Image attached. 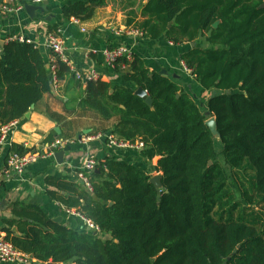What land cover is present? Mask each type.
I'll list each match as a JSON object with an SVG mask.
<instances>
[{"label":"trees","instance_id":"trees-1","mask_svg":"<svg viewBox=\"0 0 264 264\" xmlns=\"http://www.w3.org/2000/svg\"><path fill=\"white\" fill-rule=\"evenodd\" d=\"M103 3L77 1L61 12L85 21ZM263 3L148 0L140 19L130 11L134 18H127V25L143 37L188 44L180 60L210 94L205 102L193 97L135 54L114 65L129 86L100 77L86 80L74 108L112 121L102 133L141 140L139 155L148 170L107 157L97 160V171L85 173L88 185L47 175V195L91 221L97 233L54 221L38 205L17 202L11 210L16 218L5 219L0 228L5 239L41 264H264V211L254 206L264 205ZM57 29L49 26L48 34L58 36ZM46 64L27 39L0 44V127L23 117L50 91L53 77ZM51 64L58 79L76 76L59 57ZM137 86L151 96L153 109L134 94ZM205 111L214 116L219 139L205 125ZM53 141L48 136L43 143ZM31 150L11 144L8 152ZM152 170L162 175L159 192L149 181ZM240 178L246 186L237 183Z\"/></svg>","mask_w":264,"mask_h":264},{"label":"crops","instance_id":"crops-1","mask_svg":"<svg viewBox=\"0 0 264 264\" xmlns=\"http://www.w3.org/2000/svg\"><path fill=\"white\" fill-rule=\"evenodd\" d=\"M77 1L89 0H0V42L4 44L17 37L27 39L39 48L49 64L51 53L47 45L48 27H56L67 64L73 72L78 71L82 75L81 78L68 75L60 78L57 86L53 84L50 91L33 104L31 111L26 112L28 115L25 113L18 119L17 126L9 133L6 145L0 152V175L11 144L34 148L39 152L46 149L44 146L47 144L43 141L48 136L61 140V144L53 150V154L37 159L20 174L12 173L10 177L2 179L0 228L6 226L5 219L14 217L11 211L13 204L23 202L38 205L52 219L60 216L62 223L74 229H87L81 215L74 210L68 211L47 195V175L76 182L80 179L82 164L88 157L96 161L113 157L148 168L149 164L140 157L139 150L111 147L102 138L85 139L98 133L104 134L100 130L109 127L112 121H105L90 110L75 109V101L84 94L86 86L83 76L95 72L98 77L113 85L129 86L113 68L103 62L101 51L105 47L125 46L132 56H139L149 70L159 73L165 70V76L174 79L193 97L196 95L202 98L204 93L210 94L199 86L180 60V53L188 48V44L175 45L163 36L156 39L143 37L131 27L132 24L127 25V18H134L130 11L135 12V20L140 19L139 11L148 0H104L90 19H78L76 23L72 18H65L61 9L63 5ZM27 3L43 6L44 10L28 12L25 8ZM69 108L76 111L70 112ZM59 150L63 151L61 161L54 157V152ZM151 164H155V158ZM150 173L154 175L160 172L152 170ZM0 235H4V232L0 231ZM28 264L41 263L31 259Z\"/></svg>","mask_w":264,"mask_h":264},{"label":"built area","instance_id":"built-area-1","mask_svg":"<svg viewBox=\"0 0 264 264\" xmlns=\"http://www.w3.org/2000/svg\"><path fill=\"white\" fill-rule=\"evenodd\" d=\"M3 8L7 9L6 6ZM74 22H78V19L72 18ZM136 31V30H135ZM138 32V31H136ZM19 39H22L19 37ZM48 48L50 50V63L49 68L51 71V76L53 77V84L57 86L59 79L56 76L55 72V65L51 64L55 61L56 57H59L63 61L67 62L65 55H64V48L62 45L61 39L55 35L54 33L48 34V41H47ZM101 55L103 58V62L108 66L114 69V65L120 58H126L127 60H131V53L130 51L122 45L115 46V47H105L101 51ZM51 64V65H50ZM122 70L126 69V65L122 63L120 65ZM75 75L77 78H81L82 75L78 71H75ZM98 75L95 72H90L87 75L83 76V79H97ZM53 86V85H52ZM18 119L12 120L6 124H3L0 127V152L4 149L7 138L9 133L17 126ZM104 139L106 144L111 147L116 148H128V149H136L140 150L143 148V142L139 139L131 142L128 140H119L111 133H98L92 136H88L85 139ZM61 144V140H54L49 145L44 146L46 149L43 152H39L38 150H31L23 154H18L16 152H8L5 157V166L0 175L1 179L6 177H10V174L16 173L20 174L25 170V168L37 161V159L41 157H45L48 155L53 154V150L58 148ZM97 161L93 157H88L82 164L81 171L79 172L80 179L87 183V176L85 173L91 172L95 169ZM69 211V209H67ZM84 218V217H83ZM85 219V218H84ZM86 226L93 231H98V227L94 225L91 221L85 219ZM32 258L29 254L20 251L14 245L5 239L4 235H0V262H15L17 264H28Z\"/></svg>","mask_w":264,"mask_h":264},{"label":"water","instance_id":"water-1","mask_svg":"<svg viewBox=\"0 0 264 264\" xmlns=\"http://www.w3.org/2000/svg\"><path fill=\"white\" fill-rule=\"evenodd\" d=\"M28 1H31V0H28ZM261 6H264V3L261 5ZM25 8L28 12H31L33 10H37V9H42L41 11L44 10V7L43 6H37V5H34V4H31V3H27L25 4ZM219 23V20H216L214 21V23L212 24V27H217ZM170 25V23H169ZM211 34V30H208L207 31V35H210ZM1 45H3V42H0ZM195 42H191L190 45L191 46H194ZM46 67L48 68L49 67V64H46ZM163 75H167V72L165 70H162L160 71ZM166 72V73H165ZM176 76V75H175ZM174 76V77H175ZM49 77H51V74L49 73ZM226 92H228V90H226ZM134 94L140 96L141 98L144 99L145 103L147 105H149L152 109V98L151 96L147 93V91L145 89H143L141 86H137L134 90ZM33 107V104L30 106L29 108V111H31ZM205 115H209V112L208 111H205L204 112ZM26 115H28L26 113ZM205 122V125L208 127V129L210 130L211 132V135L214 139H219L220 138V134L217 130V123H216V120L214 118V116H208L207 119L204 121ZM114 128V127H112ZM63 155V151L62 150H59V151H55L54 152V157L56 158L57 161H61V157ZM158 157H155V161L157 160ZM211 162L209 161L208 164H210ZM97 171V169H95ZM161 173H157V174H154L150 177L149 181L151 183H153V185L155 186L156 188V191L159 192L160 188H161ZM81 183H84L82 180H81ZM14 218H16L14 216ZM54 221H61V217L60 216H57L55 218H53ZM87 230H89V227H87ZM12 231L14 232H18V229L17 227H12ZM93 233H97V231H93ZM45 264H57L56 262H53V261H48L46 262Z\"/></svg>","mask_w":264,"mask_h":264},{"label":"rangeland","instance_id":"rangeland-1","mask_svg":"<svg viewBox=\"0 0 264 264\" xmlns=\"http://www.w3.org/2000/svg\"><path fill=\"white\" fill-rule=\"evenodd\" d=\"M208 95L209 94L204 93V95H203L202 98H206V97H208ZM219 159L222 160V156H219ZM226 171L229 174V170L227 168H226ZM241 181H243L244 182V185L246 186L247 180L245 178H240V179L237 180V183L240 185L241 184ZM254 206L255 207H259L260 209H262L264 211V205H262V204H255ZM102 236L104 237V235H102Z\"/></svg>","mask_w":264,"mask_h":264}]
</instances>
